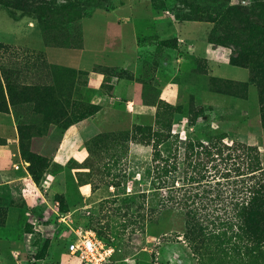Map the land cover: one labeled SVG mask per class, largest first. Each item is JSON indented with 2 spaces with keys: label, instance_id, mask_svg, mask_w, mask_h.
<instances>
[{
  "label": "rangeland",
  "instance_id": "obj_1",
  "mask_svg": "<svg viewBox=\"0 0 264 264\" xmlns=\"http://www.w3.org/2000/svg\"><path fill=\"white\" fill-rule=\"evenodd\" d=\"M214 1L0 0L2 83L56 98L9 105L21 177L0 185V264H81L66 223L105 239L109 264H196L186 221L222 227L259 189L264 0ZM17 127L47 160L38 186ZM184 192L202 206L168 201Z\"/></svg>",
  "mask_w": 264,
  "mask_h": 264
},
{
  "label": "trees",
  "instance_id": "obj_2",
  "mask_svg": "<svg viewBox=\"0 0 264 264\" xmlns=\"http://www.w3.org/2000/svg\"><path fill=\"white\" fill-rule=\"evenodd\" d=\"M226 0H215V3ZM219 5V4H217ZM217 19H213L215 22ZM232 65L244 64L230 58ZM19 95L14 97L12 85L6 81L2 83L0 75V112L9 113V105H14L16 98H20L23 102L29 100V95L35 101H46L52 106L56 104V98L51 89L34 85H25L19 88ZM46 94V95H45ZM263 102V101H261ZM264 121V113L262 114ZM19 134V149L21 158L28 163L27 171L31 176L32 181L38 186L43 178L47 160L45 157L27 152L24 147L21 137V129L17 127ZM202 146V145H198ZM203 152L209 157L213 154L207 151L206 147H201ZM235 159V157H232ZM209 159V160H208ZM205 164L199 171L204 173L208 169V163L215 159L208 158ZM261 170L256 169L255 171ZM254 171V172H255ZM262 176L259 182V189L254 191L248 202H243L240 209H236L230 216V219L222 221V227L209 228L192 221L185 223V231L183 237L189 242L191 249L196 258V264H264V169L260 171ZM187 191V190H185ZM197 200V201H196ZM202 198L197 194H179L178 197L173 196L168 201L181 204L190 201V206L197 204L202 206ZM194 220H200L202 216L197 209H189Z\"/></svg>",
  "mask_w": 264,
  "mask_h": 264
},
{
  "label": "built area",
  "instance_id": "obj_3",
  "mask_svg": "<svg viewBox=\"0 0 264 264\" xmlns=\"http://www.w3.org/2000/svg\"><path fill=\"white\" fill-rule=\"evenodd\" d=\"M70 228L66 242L67 252L76 257L81 264H109L113 254V247L106 240L98 236L92 229L84 226Z\"/></svg>",
  "mask_w": 264,
  "mask_h": 264
},
{
  "label": "crops",
  "instance_id": "obj_4",
  "mask_svg": "<svg viewBox=\"0 0 264 264\" xmlns=\"http://www.w3.org/2000/svg\"><path fill=\"white\" fill-rule=\"evenodd\" d=\"M13 126H15V120L12 114L0 112V138L3 139L2 143L0 142V185L2 186L7 184H18L17 180L21 177V172H15L16 170L11 168L12 166L14 167L17 165L11 158L12 149L18 142L17 133H14L13 129L15 128ZM21 162L22 165L23 161L21 160ZM23 168L26 172L24 179L27 182H31L32 179L30 174L26 167L23 166ZM32 184H34V186L36 185L34 182ZM6 226L8 227V222ZM7 227H5V229ZM0 232H2V230Z\"/></svg>",
  "mask_w": 264,
  "mask_h": 264
}]
</instances>
